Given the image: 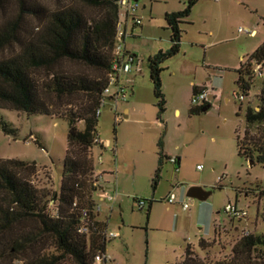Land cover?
<instances>
[{"label": "rangeland", "instance_id": "rangeland-1", "mask_svg": "<svg viewBox=\"0 0 264 264\" xmlns=\"http://www.w3.org/2000/svg\"><path fill=\"white\" fill-rule=\"evenodd\" d=\"M31 1L49 7L54 4L53 0H27ZM185 1L139 0L145 6L141 13L144 27L125 42L140 67L142 61V70L129 76L133 82L127 85L134 95L118 105L119 114L129 109L128 118L114 122L108 101L101 108L97 133L105 147L93 149L95 169L112 172H104V189L95 197L106 230L117 234L106 241L110 264H175L187 245L206 257L208 264H216L230 255L242 236L264 237V163L251 165L238 155L237 146V136L241 138L246 128L245 110L257 104L262 78L253 79L241 103L233 98L234 92L243 91L237 85L236 69L264 43V0L197 1L187 23L180 25L181 51L160 66L164 68L160 81L165 100L160 113L148 58L159 48H169L171 32L164 16L182 11ZM17 14V0H0V23ZM23 20L27 25L36 24L29 16ZM250 32L254 34L250 36ZM15 46L0 49V59L13 54ZM176 68L185 77L174 75ZM190 81L212 83L221 91L220 99L209 109L192 113ZM76 127L82 130L83 123ZM68 128L63 119L0 109V159L35 163L36 186L59 193ZM159 141L164 157L156 177ZM167 157H179V166ZM193 186L212 193L204 201L189 198L186 194ZM170 194L177 197L174 204L163 201ZM104 195H112L115 201L101 202ZM138 200L145 202L143 210L138 209ZM184 203L188 209H183ZM229 204L246 211V216H229L224 210ZM201 240L209 245L200 247ZM259 250L264 252V247L251 254L250 264H264Z\"/></svg>", "mask_w": 264, "mask_h": 264}, {"label": "trees", "instance_id": "trees-1", "mask_svg": "<svg viewBox=\"0 0 264 264\" xmlns=\"http://www.w3.org/2000/svg\"><path fill=\"white\" fill-rule=\"evenodd\" d=\"M53 1L49 7L17 0V16L0 23V49L16 45L13 54L0 59V109L27 116L47 115L63 119L69 126L59 193L36 186L35 163L0 159V264H93L95 255L106 253L107 224L95 210L99 188L93 187L91 177L100 117L97 110L113 62L118 7L115 0ZM197 1L186 0L182 11L165 14L171 46L148 61L160 112L165 103L160 66L179 53V25ZM25 16L36 24L24 23ZM253 65L264 68V43L237 70L243 100L257 77ZM207 105L193 106L190 111H203ZM244 118V134L237 136L238 155L251 165L264 163V78L257 104L246 108ZM79 122L83 123L82 130L76 127ZM2 128L6 131L5 126ZM163 157L160 151L156 177ZM51 200L55 209L49 207ZM83 208L88 209L91 221L88 234L78 233ZM54 210L58 211L56 217ZM199 245L206 248L209 244L201 240ZM261 246L264 237L242 236L230 255L215 263L250 264L251 254ZM208 263L206 257L201 258L187 245L182 259L175 264Z\"/></svg>", "mask_w": 264, "mask_h": 264}, {"label": "built area", "instance_id": "built-area-1", "mask_svg": "<svg viewBox=\"0 0 264 264\" xmlns=\"http://www.w3.org/2000/svg\"><path fill=\"white\" fill-rule=\"evenodd\" d=\"M118 7L117 14V23H116V36H115V45L113 50V62L111 66V70L107 75V86L104 89V99L102 100L100 107L97 110V115L101 116V108L104 107L105 102H111L113 107L119 103L127 102L129 97L128 87L122 83V77L129 74L132 71V67L137 63V57L125 51V39L129 35V31L139 27L142 23V18L138 15V4L136 0H115ZM241 32L242 30L239 29ZM250 36L254 34V32L248 33ZM254 73L256 76L260 78H264V68L262 65H257L254 67ZM221 97V91L216 90L211 86V84H206L203 87L196 90L191 97V105L201 106L204 104H211L215 101L219 100ZM233 98L236 100H243L242 94H238L234 92ZM120 120V116L118 114L114 115V122H118ZM35 140V139H34ZM102 140L96 135L94 140L95 147H100L104 149L105 143L101 142ZM107 144V143H106ZM99 164L103 162L102 157L98 158ZM169 161L172 164L176 163L175 158H169ZM200 168V167H197ZM92 185L95 188H99V191H103V182H104V172L102 170L95 169L92 174ZM221 178L218 179L220 181ZM175 195L170 194L165 200L168 204H173L175 202ZM101 202H109L113 203L115 201V197L112 195H104L100 199ZM75 206V204H74ZM49 207L55 209V203L53 200L49 202ZM137 207L139 210H143L145 208V202L138 200ZM183 209H188V205L186 203L183 204ZM95 210L97 212L101 211V204L99 201L95 206ZM225 212L234 218L242 219L246 216V211L238 209L236 206L231 204L225 207ZM53 215L56 217L58 215V211L54 210ZM52 215V216H53ZM81 223L78 227L79 234H88L90 232L91 221L89 218L88 209H81ZM106 239L110 240L117 237V234L114 232H108L107 230L104 233ZM111 258L106 253H99L94 256L93 264H103L110 263Z\"/></svg>", "mask_w": 264, "mask_h": 264}, {"label": "crops", "instance_id": "crops-1", "mask_svg": "<svg viewBox=\"0 0 264 264\" xmlns=\"http://www.w3.org/2000/svg\"><path fill=\"white\" fill-rule=\"evenodd\" d=\"M136 2H137V4H138V15L142 18V23H141V25L139 26V27H136L135 29H132V30H130L129 31V35L128 36H136V34H139V33H141V31L143 30V27H144V25H143V17H142V15H141V13H142V11L145 9V6L143 5L142 7L139 5V0H136ZM177 12H179V11H177ZM171 13H174V12H171ZM166 14H169V13H166ZM186 19V18H185ZM185 19H183L182 20V22L183 23H187V21L185 22ZM181 25V24H180ZM180 25H179V28H180ZM209 34H213V32L210 30L209 31ZM170 37H171V34H170V36H169V42H170ZM182 41V40H181ZM170 46H171V43H170ZM170 46H169V48H170ZM168 48V49H169ZM167 49H163V48H159L158 49V51L157 52H159V51H166ZM125 51L127 52V53H130V54H132V55H135L134 53H132L128 48H127V45H126V42H125ZM181 51V42H180V49H179V52ZM156 54V53H155ZM154 54V55H155ZM154 55H151L149 58H148V61H149V59L151 58V57H153ZM136 56V55H135ZM137 57V56H136ZM140 61L137 59V63L136 64H134L133 65V69H132V71L129 73V74H127V75H125V76H123L122 77V83L125 85V86H127L128 87V89H129V91H130V93H129V97L130 96H133L134 95V90H133V88L131 89V87H129L127 84H129V83H132L133 81H132V78L131 77H129V76H131V75H133V73L134 72H141V70H142V61H141V67H140ZM242 65H244V64H241L240 66H239V68L242 66ZM205 66L206 67H208L209 65H207V64H205ZM148 67H149V63H148ZM162 69H164L163 67H161ZM211 68V67H210ZM238 68V69H239ZM238 69H236V71L238 70ZM183 70L182 69H180V68H176V69H174L173 70V74L174 75H177V74H179V76H183V77H185L183 74ZM124 80V81H123ZM210 82H207L206 84H209ZM211 84V86H212V83H210ZM205 85V84H204ZM204 85H198V84H196L195 83V81H190V92H194L193 90L196 88V90H198L199 88H201V87H203ZM213 87V86H212ZM214 88V87H213ZM129 99V98H128ZM229 99H226V101H228ZM109 103H111V102H109ZM112 104V103H111ZM120 104V103H119ZM118 104V105H119ZM132 104H133V102H132ZM212 104L213 103H211V104H208L207 105V109H209L211 106H212ZM118 105L116 106V108L115 107H113V104H112V106H111V109L113 110V113H114V115L115 114H118L119 116H120V120H122V119H127L128 118V114H129V109H124V115H122L121 113L119 114V112H118ZM206 109V110H207ZM160 112V111H159ZM163 112H164V110H163ZM160 113H162V112H160ZM175 115H177L178 114V110H175ZM113 118H114V116H113ZM119 120V121H120ZM157 121L159 122V123H162V121L160 120L159 121V118L157 119ZM99 136V135H98ZM99 138H100V136H99ZM162 139V138H161ZM160 143H161V146H160V148H161V152H162V154L164 155V151H163V147H162V141H159ZM114 154H116V151L114 150ZM167 154V153H166ZM166 156H168V155H166ZM169 158H175L176 159V163L174 164L176 167H178L179 166V163H180V160H179V157H169ZM197 167H199V166H197ZM106 170V171H105ZM104 170V172H109V174H111V169H105ZM105 177V176H104ZM98 193V192H97ZM102 197V196H101ZM168 197V196H167ZM166 197V198H167ZM176 197V196H175ZM166 198H164V199H166ZM101 199V198H100ZM176 199H177V197H176ZM176 199H175V201H176ZM165 202V201H164ZM175 203V202H174ZM173 203V204H174Z\"/></svg>", "mask_w": 264, "mask_h": 264}, {"label": "water", "instance_id": "water-1", "mask_svg": "<svg viewBox=\"0 0 264 264\" xmlns=\"http://www.w3.org/2000/svg\"><path fill=\"white\" fill-rule=\"evenodd\" d=\"M205 110L206 108L203 109V111ZM211 193V191H206L202 187L193 186L188 189L186 196L189 198L204 201L211 195Z\"/></svg>", "mask_w": 264, "mask_h": 264}]
</instances>
